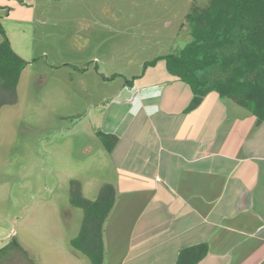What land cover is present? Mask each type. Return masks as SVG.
<instances>
[{"label": "crops", "instance_id": "crops-1", "mask_svg": "<svg viewBox=\"0 0 264 264\" xmlns=\"http://www.w3.org/2000/svg\"><path fill=\"white\" fill-rule=\"evenodd\" d=\"M107 1L0 0V20L15 50L25 32L23 21L31 32L47 23L77 32L82 20L92 29L86 46L91 57L75 61L91 64L92 70L77 83L70 76L68 83L64 76L60 82L86 88L82 108L94 134L118 137L111 151L101 143L110 161L106 182L116 190L104 223L103 264H175L183 248L200 243L208 252L197 264H264V122L216 91L189 110L193 90L168 71L164 60L142 73L144 62L175 50L170 46L148 59L145 54L130 58L120 49L129 39L114 40L115 32L128 28V16L115 15L130 13L123 7L110 10ZM4 19L13 20L19 34L12 35ZM115 25L124 27L114 31ZM121 63L134 66L112 71L111 65ZM123 72L125 80L115 87L101 76ZM136 75L128 85L126 79ZM150 108L156 109L151 115Z\"/></svg>", "mask_w": 264, "mask_h": 264}, {"label": "rangeland", "instance_id": "rangeland-1", "mask_svg": "<svg viewBox=\"0 0 264 264\" xmlns=\"http://www.w3.org/2000/svg\"><path fill=\"white\" fill-rule=\"evenodd\" d=\"M76 2L84 4V0ZM103 2L98 0L99 5ZM193 3L203 5L207 0H108L110 10L123 7L130 13L115 15L125 20L128 16V28L119 34L116 29L124 26L115 25L114 40L129 39L128 49L126 43L120 49L130 58L145 54L148 59L170 46L179 50L174 41L183 47L191 39L182 24ZM12 21L4 19V24L12 35L19 34ZM83 22L87 23L82 20L77 32L57 30L52 23L31 32L23 21L25 32L16 41L18 49L13 47L28 64L14 92L0 85V264H92L72 245L84 221L83 208L73 200L98 197L101 188L110 184L106 182L110 161L92 132L89 113L83 112L86 88L60 82L64 76L68 83L70 76L71 83H77L78 77L92 70L78 63L92 55L86 47L92 29ZM123 65L113 64L111 69L129 71L134 66ZM125 73L107 80L108 85L115 87L125 80ZM87 145L90 149L84 148ZM14 238L28 254L19 251Z\"/></svg>", "mask_w": 264, "mask_h": 264}, {"label": "trees", "instance_id": "trees-1", "mask_svg": "<svg viewBox=\"0 0 264 264\" xmlns=\"http://www.w3.org/2000/svg\"><path fill=\"white\" fill-rule=\"evenodd\" d=\"M182 27L188 30L190 41L179 50L144 62L142 73L164 60L168 71L192 88L194 97L189 110L196 108L208 93L216 91L221 97L248 109L259 122H264V0L193 3ZM0 35V85L14 92L28 61L14 50L1 20ZM94 68L98 70V67ZM118 75L121 74L101 76L104 80H111ZM139 76L126 79V83L132 85ZM96 134L108 151L118 142L115 135L102 131ZM115 199V187L105 184L95 200L81 197L73 200L83 208L84 221L72 245L85 253L92 264L104 262V223ZM13 241L19 251L28 254L15 238ZM207 252L206 243L185 247L179 252L175 264H197Z\"/></svg>", "mask_w": 264, "mask_h": 264}, {"label": "clouds", "instance_id": "clouds-1", "mask_svg": "<svg viewBox=\"0 0 264 264\" xmlns=\"http://www.w3.org/2000/svg\"><path fill=\"white\" fill-rule=\"evenodd\" d=\"M136 111H137V109H133V110H132V114L135 115ZM155 111H156L155 108H150V109H148V114L151 115V114H153Z\"/></svg>", "mask_w": 264, "mask_h": 264}]
</instances>
